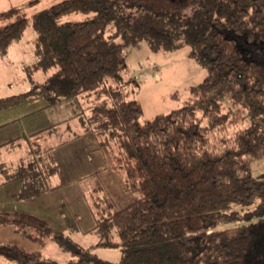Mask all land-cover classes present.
Masks as SVG:
<instances>
[{"label":"trees","instance_id":"obj_1","mask_svg":"<svg viewBox=\"0 0 264 264\" xmlns=\"http://www.w3.org/2000/svg\"><path fill=\"white\" fill-rule=\"evenodd\" d=\"M195 1L190 13L167 0H131L133 23L112 16L104 0H61L31 18L14 8L0 14L16 16L0 26V58L29 26L38 36L37 60L27 69L31 90L0 98V111L34 97L48 107L78 97L92 101L77 117L102 146H113L112 162L137 196L119 210L100 195L89 202L91 231L100 238L75 251L70 264H264V175L255 177L251 169L264 158V0ZM143 38L157 51L188 44L191 57L208 70L181 107L149 120L142 102L128 99L121 85L124 48ZM53 69L44 81L33 77ZM225 94L233 104L249 101V128L236 129L245 116L239 108L224 110ZM56 131L53 125L35 136ZM51 150L37 146L39 159L32 156L17 170L0 164V185L21 180V199L47 193L44 181L60 172ZM233 204L256 205L241 211L230 209ZM0 225L13 226L40 248L69 240L26 212H0ZM99 247H120V260L98 257L93 250ZM0 256L6 264H63L2 242Z\"/></svg>","mask_w":264,"mask_h":264},{"label":"crops","instance_id":"obj_2","mask_svg":"<svg viewBox=\"0 0 264 264\" xmlns=\"http://www.w3.org/2000/svg\"><path fill=\"white\" fill-rule=\"evenodd\" d=\"M57 2L50 0L47 4ZM41 4L42 0H16L6 8L0 7V14L14 8L19 9L20 14L32 17L53 5L42 9ZM15 18H0V26ZM37 37L35 29L29 26L20 41L12 44L8 53L0 58V98L31 90L27 69L37 60ZM52 73V70L37 71L33 77L40 82ZM74 101L72 98L48 107L44 98L34 97L0 111V159L6 160L0 161V164L17 170L32 156L39 159L35 149L40 146L41 149H52L51 153L60 168L57 175L44 181L49 191L35 198H20L23 189L21 180L1 184L0 212L19 211L36 215L56 231H71V226L76 224V229L72 231L83 235L93 233L95 217L89 202H94L92 199L97 195L101 196L98 198L100 202L107 199L116 210L130 205L137 200V196L126 187L122 173L112 162L110 150L113 146H102L94 133L86 131L80 117H77L85 107L78 109L76 103L81 102ZM71 124L78 128L69 133ZM53 125L57 126L56 133L35 136ZM12 140V144L3 145ZM3 151L11 153L10 161H7ZM0 242L15 244L32 252L41 249L17 233L13 226L0 225Z\"/></svg>","mask_w":264,"mask_h":264},{"label":"rangeland","instance_id":"obj_3","mask_svg":"<svg viewBox=\"0 0 264 264\" xmlns=\"http://www.w3.org/2000/svg\"><path fill=\"white\" fill-rule=\"evenodd\" d=\"M50 0H42V9L48 7ZM60 1V0H58ZM131 0H104V5L108 8L112 16L116 18H124L133 23L134 11L130 7ZM10 2L16 3V0H0V7L6 8ZM195 0H167V4L182 6L183 9L191 8L188 12H192L195 7ZM48 5V6H46ZM40 10V9H39ZM31 18V17H28ZM83 18L82 15H74L72 19ZM1 25V23H0ZM134 35H139L141 31L139 27L133 26ZM243 42V41H242ZM240 41L241 49L245 54L250 50ZM191 47L184 44L178 50H154L153 43L150 39L143 38L139 44L124 48V55L127 59V67L122 71L123 81L121 83L123 92L128 99H139L144 108L143 118L145 120L153 119L157 114L168 113L173 109L181 107L191 95V87L200 84L206 77L208 70L198 61L194 60L190 55ZM55 69L52 70V72ZM175 94H178L175 96ZM70 100V99H69ZM78 109L84 108L92 103L85 97L73 98ZM79 100V101H76ZM66 101V100H65ZM223 103L224 110L227 107L239 108L245 119L236 129H246L252 125V109L249 101L242 97L238 104L230 101L229 94H225L220 99ZM81 107V108H80ZM76 125H69V133L76 129ZM6 154L7 161L12 157L8 151ZM0 161H6L0 159ZM252 174L255 177L264 175V158L255 160L252 163ZM256 204L238 205L233 204L230 209H238L241 211L252 210ZM64 236L68 237V241L64 244L50 242L45 247H41L40 251L46 256L51 257L63 264H70L76 260L75 251L79 248L84 249L95 245L99 241V235L96 233H85L78 235L76 231H64ZM93 252L100 258L109 261H119L121 258V248H95ZM0 264H6L0 256Z\"/></svg>","mask_w":264,"mask_h":264}]
</instances>
